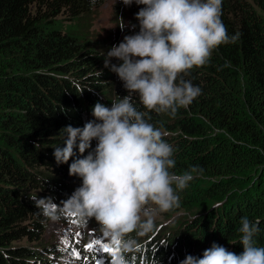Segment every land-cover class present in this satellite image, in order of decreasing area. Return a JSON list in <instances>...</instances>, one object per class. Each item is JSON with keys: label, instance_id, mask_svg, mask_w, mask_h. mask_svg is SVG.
<instances>
[{"label": "trees", "instance_id": "16d2710c", "mask_svg": "<svg viewBox=\"0 0 264 264\" xmlns=\"http://www.w3.org/2000/svg\"><path fill=\"white\" fill-rule=\"evenodd\" d=\"M105 1L0 0V264L79 263L39 241L51 219L30 197H51L63 208L73 184L82 181L69 175V165L96 145L93 140L83 154L74 147L69 161L57 164L53 152L64 147L63 129L83 128L94 120L96 103L110 107L128 95L104 66L112 42L91 34V16ZM221 19L229 37L238 39L218 46L205 66L182 77L201 94L175 117L155 112L145 117L174 149L171 171L203 170L179 192V207L159 213L169 218L182 211L184 226L193 224L189 231L198 229V235L190 241L191 233L178 228L169 237L153 236L160 228L154 224L143 235L133 232L135 249L122 253L126 264H181L223 236L221 245L235 243L240 254L238 229L245 216L259 222L254 240L264 247V0H222ZM133 23L138 31V21ZM133 103L146 111L136 94ZM64 216L62 211L58 219ZM207 234L206 245L194 252L192 242L201 244ZM22 237L25 243H14ZM111 248L91 259L113 264L120 242Z\"/></svg>", "mask_w": 264, "mask_h": 264}, {"label": "clouds", "instance_id": "9594fccd", "mask_svg": "<svg viewBox=\"0 0 264 264\" xmlns=\"http://www.w3.org/2000/svg\"><path fill=\"white\" fill-rule=\"evenodd\" d=\"M121 2L126 7L133 3L143 6L135 14L139 30L111 46L104 66L123 82L128 95L110 107L96 103L94 120L83 128L69 125L63 129L67 134L64 147L53 152L57 164L68 162L74 147L83 154L96 141L84 158L69 165V175L80 177L82 183L63 201V208L51 197H30L52 220L69 209L86 220L94 219L106 236L120 242L121 251L113 264H126L122 253L136 247L130 234L143 235L151 230L156 215L179 207V192L188 187L194 174L203 171L198 166L182 174L171 171L176 164L174 149L164 139L165 133L145 117L150 112L175 117L178 109H187L201 89L182 77L205 66L218 46L238 39L237 35L229 37L221 19L222 0ZM118 18L117 26L123 31L125 23ZM113 58L120 63L110 64ZM133 94L146 111L135 107ZM259 231L258 221L242 217L238 229L242 253L214 242L202 257L188 255L181 264H264V247L254 240ZM153 264L157 262L153 260Z\"/></svg>", "mask_w": 264, "mask_h": 264}, {"label": "rangeland", "instance_id": "374dc122", "mask_svg": "<svg viewBox=\"0 0 264 264\" xmlns=\"http://www.w3.org/2000/svg\"><path fill=\"white\" fill-rule=\"evenodd\" d=\"M141 7L143 6L136 5L135 3L126 7L122 4L121 0H106L93 12L91 16L92 36L95 39L103 41L107 40L108 43L112 42L113 45H118L125 35L133 34L136 31V28L132 29L131 25H134L133 21L135 20V14ZM118 17H122L125 23L123 31L119 26H117L120 23ZM81 183L82 181L73 184L75 186L74 191L81 186ZM64 214L65 216L60 220L51 219L43 225V233L39 241H42L43 244L61 248L66 261L72 257L73 260L75 259L79 262L78 264H103V257L93 260L91 259V256H93V253L96 252H104L102 251L101 245L106 244L112 250L111 247H113V244H116L117 240L106 236L94 219L86 220L85 218H82L72 212L70 209L65 211ZM186 223H188V220L182 211L176 212L169 218L163 216L162 214H158L154 218L153 224L155 226L159 225L160 228L157 231H152L153 236H155V234H158V236L164 234L169 237L174 230L182 228L180 230L185 229V232L191 233L190 241H194L193 239L197 237L199 230L196 229L189 231L193 224H187V227H185L184 225ZM209 236L210 234L204 235V242L201 244L192 242L194 252H199V250L206 245V241ZM225 237L226 236L216 239L213 243L215 242L221 245L222 241H225ZM94 240H99L100 244H94L91 249H87L86 245L92 243ZM13 241L15 244H21L25 243L24 241L27 240L22 237ZM34 243L36 242H29L26 244L32 245ZM259 247H262V245ZM225 248L236 254L239 251L237 248L234 249L235 243L228 245ZM202 254L196 257L200 258L202 257Z\"/></svg>", "mask_w": 264, "mask_h": 264}, {"label": "snow or ice", "instance_id": "6c2138e0", "mask_svg": "<svg viewBox=\"0 0 264 264\" xmlns=\"http://www.w3.org/2000/svg\"><path fill=\"white\" fill-rule=\"evenodd\" d=\"M94 244H100L99 240H94L92 243L86 245L87 249H91L93 247ZM102 251L104 252H111L112 250L105 244V245H101Z\"/></svg>", "mask_w": 264, "mask_h": 264}]
</instances>
